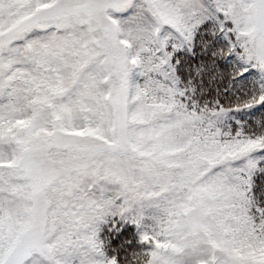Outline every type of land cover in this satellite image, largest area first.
<instances>
[{
	"label": "snow or ice",
	"instance_id": "obj_1",
	"mask_svg": "<svg viewBox=\"0 0 264 264\" xmlns=\"http://www.w3.org/2000/svg\"><path fill=\"white\" fill-rule=\"evenodd\" d=\"M0 264H264V0H0Z\"/></svg>",
	"mask_w": 264,
	"mask_h": 264
}]
</instances>
